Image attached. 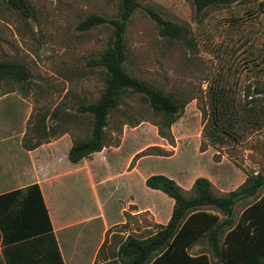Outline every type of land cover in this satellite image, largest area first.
Here are the masks:
<instances>
[{"label":"rangeland","instance_id":"rangeland-1","mask_svg":"<svg viewBox=\"0 0 264 264\" xmlns=\"http://www.w3.org/2000/svg\"><path fill=\"white\" fill-rule=\"evenodd\" d=\"M28 1L32 13L23 18L0 0V61L23 64L30 75L20 84L0 83V157L7 162L20 138L30 147L48 135L68 134L72 141L90 136L89 118L78 108L96 101L103 90L104 72L93 62L110 41L111 28L83 31L79 25L93 14H117L116 0ZM137 1L142 9L127 27L125 70L189 102L166 138L158 134L160 118L139 97L120 104L106 129L104 149H115L113 167L121 170L129 158L135 192L141 191L143 176L157 174L171 177L186 192L197 178H206L216 195L237 189L248 175H264V1L238 0L201 14L190 0ZM146 9L184 26L188 42L160 37ZM217 89L229 106L226 117L237 121V141L209 136L211 97ZM44 116L45 132L39 133L35 125ZM23 161L19 169L29 170ZM263 194L264 187L255 198L238 203L234 219ZM90 200L89 192L80 189L76 203L82 216L92 209ZM145 202L167 223L170 198L146 188ZM199 252L210 253L203 242L190 250Z\"/></svg>","mask_w":264,"mask_h":264},{"label":"trees","instance_id":"trees-1","mask_svg":"<svg viewBox=\"0 0 264 264\" xmlns=\"http://www.w3.org/2000/svg\"><path fill=\"white\" fill-rule=\"evenodd\" d=\"M190 1L196 13L201 14L208 8L225 7L238 0ZM116 3L117 14L114 18L93 14L79 25L83 31L108 25L111 37L99 58L93 62L94 67L104 72L103 90L96 101L81 103L78 108L81 115L89 118L91 128L88 138L72 141L67 157L74 164L106 147L109 118L129 98L139 97L160 118V124L156 126L161 138H166L170 127L181 117L189 102L185 97L166 93L125 70L128 59L127 27L142 5L137 0H116ZM7 4L21 17L31 16L32 7L28 0H7ZM146 11L155 22L160 37L168 41L188 42V30L184 26L163 19L152 9ZM29 76L23 64L0 61V83L20 84L26 82ZM211 109L209 136L214 141L221 140L222 136L237 141L234 127L237 121L226 117L230 110L219 89L212 93ZM52 116L56 118L55 113ZM247 116L251 117L249 114ZM45 118L42 117L35 125L39 133L45 132ZM49 137L52 136L48 135L45 140ZM40 144L36 142L31 148ZM145 185L173 201L171 216L165 225L158 226L154 235L145 239L127 238L117 252L120 264H264V194L234 219L235 206L241 201L255 198L264 187L263 174L248 175L237 189L226 195H216L211 182L203 177L197 178L188 192L161 174L148 177ZM51 232L38 185L0 195L1 246H10ZM202 242L210 253L191 254L190 250Z\"/></svg>","mask_w":264,"mask_h":264},{"label":"crops","instance_id":"crops-1","mask_svg":"<svg viewBox=\"0 0 264 264\" xmlns=\"http://www.w3.org/2000/svg\"><path fill=\"white\" fill-rule=\"evenodd\" d=\"M71 146L68 134L49 137L34 149L24 147L20 138L9 162L0 157V195L38 185L52 227L51 233L30 240L0 244L1 264H120L117 252L127 238L145 239L166 224L145 202L146 176L141 191L130 185L134 169H129V158L121 170L114 168L112 148L74 164L67 157ZM23 160L29 170L19 169ZM80 189L91 198L85 216L76 203ZM172 208L173 201L166 222Z\"/></svg>","mask_w":264,"mask_h":264}]
</instances>
